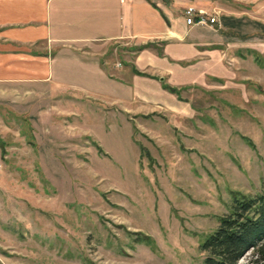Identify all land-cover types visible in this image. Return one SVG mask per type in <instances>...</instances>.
<instances>
[{
  "label": "rangeland",
  "instance_id": "obj_1",
  "mask_svg": "<svg viewBox=\"0 0 264 264\" xmlns=\"http://www.w3.org/2000/svg\"><path fill=\"white\" fill-rule=\"evenodd\" d=\"M155 1L177 67L152 62L165 38L110 40L109 99L69 63L65 83L0 100V264H200L232 192L264 189V0ZM189 7L214 22L186 25Z\"/></svg>",
  "mask_w": 264,
  "mask_h": 264
},
{
  "label": "crops",
  "instance_id": "obj_2",
  "mask_svg": "<svg viewBox=\"0 0 264 264\" xmlns=\"http://www.w3.org/2000/svg\"><path fill=\"white\" fill-rule=\"evenodd\" d=\"M164 17L155 0H0V100L9 95L10 86L21 84L34 92L35 85L65 83L63 67L69 63L89 68L95 79L92 85L109 83L110 91L102 95L109 99L112 84L122 82L111 77V60L95 53L103 51L98 45L110 40L123 44L129 37L135 43L165 38L162 53L152 56V62L167 71L177 67L171 59L184 50L171 43L170 34L176 36L177 30ZM40 42L46 49L53 47L54 54L29 47ZM135 51L151 53L148 47ZM157 80L160 87L166 84L162 77Z\"/></svg>",
  "mask_w": 264,
  "mask_h": 264
},
{
  "label": "trees",
  "instance_id": "obj_3",
  "mask_svg": "<svg viewBox=\"0 0 264 264\" xmlns=\"http://www.w3.org/2000/svg\"><path fill=\"white\" fill-rule=\"evenodd\" d=\"M161 86L177 95L176 88L165 83ZM137 241L153 244L146 235ZM199 250L204 253L200 264H238L248 250L255 253L248 264H264V189L253 195L232 192L228 213L217 218V226L202 239Z\"/></svg>",
  "mask_w": 264,
  "mask_h": 264
},
{
  "label": "built area",
  "instance_id": "obj_4",
  "mask_svg": "<svg viewBox=\"0 0 264 264\" xmlns=\"http://www.w3.org/2000/svg\"><path fill=\"white\" fill-rule=\"evenodd\" d=\"M184 21L186 25H194V24H211L214 22V18L208 16L205 12L201 10H196L191 7L187 8L184 11Z\"/></svg>",
  "mask_w": 264,
  "mask_h": 264
}]
</instances>
